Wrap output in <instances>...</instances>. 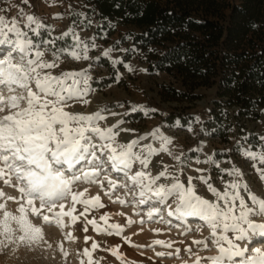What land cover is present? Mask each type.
<instances>
[{"label":"snow or ice","instance_id":"snow-or-ice-1","mask_svg":"<svg viewBox=\"0 0 264 264\" xmlns=\"http://www.w3.org/2000/svg\"><path fill=\"white\" fill-rule=\"evenodd\" d=\"M3 11L6 10L0 9ZM81 16L80 24L90 27L92 20L83 13ZM53 19H63V16L58 14ZM53 31L51 26L23 11L11 20L0 15V182L19 193L18 198H8L18 205L17 214L10 213L6 203H0V237L3 238L0 244L7 246L18 240L31 246L41 242L42 228L34 225L30 216L41 219L44 225L61 229L66 226L65 218L74 225L84 217L85 233L90 224L98 235L122 236L124 226L109 223L107 213L100 217L102 225L95 219L87 220L91 211L105 205L99 195L85 198L88 189L81 191L80 186L99 185L113 203L131 206L134 214L141 217V225L145 223V216L148 221L170 225L171 220L165 221L164 212L180 222L190 219L202 222L196 229L187 227L183 233L200 232L203 227L209 230L208 237L192 241L198 246L197 252L191 247L185 249L195 256L194 264H264V198L254 194L243 182V173L235 166L222 169L223 191L209 182L211 177L203 175L205 170L201 168L193 169L200 175L188 176L185 184L181 177L193 158L183 152L175 154L170 148L172 138L163 135L159 128L121 143L120 134L133 130L121 127L123 119L102 127L109 115H119L110 108L87 114L69 111L76 103H90L87 97L92 91L91 77L87 69L61 71L58 75L53 70L60 67L64 57L77 62L89 60L88 53L97 44L94 37L86 43L72 29L57 37H53ZM61 40L70 42L58 48L57 41ZM45 51L51 52V60L45 59ZM113 51L107 48L102 55L110 58ZM111 63L115 66L123 61L111 60ZM124 66L132 71L129 65ZM259 139L264 141V137ZM252 147L257 150H251ZM238 152L264 164V146L250 145L238 148ZM161 153L176 161V171L164 165L153 175L150 165ZM194 162L219 168V162L212 156L205 160L197 157ZM257 172L264 180V172L259 168ZM225 175L233 179L224 180ZM194 180L206 186L213 199L199 195ZM119 190L131 199L118 195ZM3 196L0 191V198ZM77 205L83 208L79 215ZM156 217L159 219L155 220ZM132 223L129 218L127 224ZM122 238L133 246L129 238ZM89 239L85 236V243ZM154 245L172 248L171 242L161 240L154 241ZM91 248L94 251L97 244L93 242ZM213 250L215 255L198 254ZM179 252L180 249L175 250L177 258ZM111 254L121 259L118 247ZM83 255L90 257L91 254L86 248ZM156 255L164 257L166 253ZM167 255L171 257L173 253ZM89 264H93L91 258Z\"/></svg>","mask_w":264,"mask_h":264},{"label":"rangeland","instance_id":"rangeland-1","mask_svg":"<svg viewBox=\"0 0 264 264\" xmlns=\"http://www.w3.org/2000/svg\"><path fill=\"white\" fill-rule=\"evenodd\" d=\"M238 1L228 0L230 3ZM0 9L6 10L0 12V15H5L9 20L17 17L20 11L26 15L36 16L54 29L53 37L72 29L86 43H90L91 39L95 38L97 47L89 51V60L77 62L64 57L60 67L53 70V74L58 75L61 71L79 72L87 69L91 77L89 83L92 91L87 97L90 103L87 105L76 103L68 109L69 111L87 114L102 108H110L119 115H109L106 124L102 122V127L111 126L123 119L125 122L121 127L133 130L120 134L118 140L121 143H127L136 136L159 128L163 135L172 138L173 144L170 148L175 154L183 152L193 158L189 161L190 167L185 168L184 175L181 177L185 184L188 176L200 175L193 169L201 168L205 170L203 175L211 177L209 182L223 191L221 170L235 166L243 173V182L248 184L251 191L258 197L264 198V180H261L260 173L257 172V168L264 172V164H260L258 160L247 159L238 152V148H249L250 145L264 146V141L259 139L264 137V113L258 120L244 122L243 118L236 114L235 108H225L230 142H222L221 139L213 137L204 125L211 118L210 112L216 100V88H199L197 93L201 97L193 102L170 100V94L166 89L177 87L178 79L166 73H151L148 70V60L143 51L131 45L133 34L138 33L133 27L114 20L107 22L102 28V22L87 0H28V3H23V0H0ZM82 13L92 20L90 27L85 28L80 24L83 19ZM58 14L62 15L63 19H53V16ZM66 43L69 42L57 41V47H63ZM107 48L114 49L110 58L102 55ZM45 59H52L50 51H45ZM111 60H120L123 63L113 66ZM125 64L129 65L132 71H128ZM133 107L140 110L132 111ZM172 119H174L173 123H171ZM154 146L159 147L158 144ZM194 149L199 151L194 152ZM251 150L256 151L257 148L252 147ZM209 156L219 162V168L194 162L197 157L205 160ZM164 165H168L172 171L177 170L176 161L167 154L161 153L153 158L150 165L153 175L161 171ZM231 179L233 177L224 176V180ZM193 183L197 185L199 195L213 199L206 186L198 180H194ZM105 187H107L106 182ZM84 188L88 189L85 198L99 195L101 202L105 205L103 208L91 211L87 215V220L95 219L102 225L100 217L107 213L110 216L109 223L124 226L122 236L98 235L90 224L85 233L83 231L86 223L84 217H80L74 225L65 218L66 226L61 229L55 225H44L41 219L30 216L33 224L42 228L43 240L31 246L20 243L18 240L7 243V246L0 244V264H89L90 258L93 264H185V262L194 264L195 256L189 255L185 249L191 247L193 252H197L198 246L192 244V241L209 236L207 227H203L200 232L184 235L187 227L196 229L202 222L195 219L180 222L168 217L166 212L163 214L164 219L171 220L170 225L166 222L148 221L146 216L145 223L141 225L139 223L141 217L134 214L131 206L124 207L119 203H113L99 185L82 184L79 190L83 191ZM0 191L4 193L0 203H6L7 210L17 214L18 205L8 198H18L19 193L15 188L7 187L2 182H0ZM117 194L126 200L131 199L130 196H125L123 190H119ZM81 211H83L82 206L77 205L76 214L79 215ZM129 218L133 221L130 226L127 224ZM158 219V217L155 218V220ZM16 235L18 236L19 233ZM85 236L90 237L87 243H85ZM122 237L129 238L133 246H130ZM0 239L3 238L0 237ZM156 240L171 242L172 248L154 245ZM93 242L97 244L94 251L91 248ZM117 247L121 259L111 254L112 249ZM86 248L91 254L90 257L83 255ZM176 249H180L179 258L175 254ZM157 252H164L166 255L158 257ZM169 252L173 253L171 257L167 255ZM198 254L203 257L216 253L213 250L199 251Z\"/></svg>","mask_w":264,"mask_h":264},{"label":"trees","instance_id":"trees-1","mask_svg":"<svg viewBox=\"0 0 264 264\" xmlns=\"http://www.w3.org/2000/svg\"><path fill=\"white\" fill-rule=\"evenodd\" d=\"M87 1L102 28L118 20L138 31L131 45L143 51L148 70L178 79L166 89L170 100L193 102L199 88H216L204 123L213 137L230 142L225 108L244 122L264 113V0Z\"/></svg>","mask_w":264,"mask_h":264}]
</instances>
